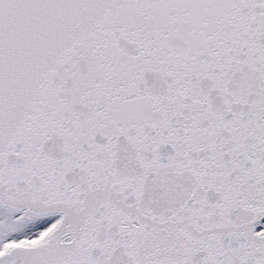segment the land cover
Here are the masks:
<instances>
[{"label":"snow or ice","instance_id":"obj_1","mask_svg":"<svg viewBox=\"0 0 264 264\" xmlns=\"http://www.w3.org/2000/svg\"><path fill=\"white\" fill-rule=\"evenodd\" d=\"M0 264H264V0H0Z\"/></svg>","mask_w":264,"mask_h":264}]
</instances>
